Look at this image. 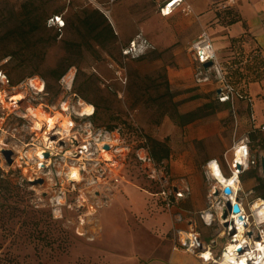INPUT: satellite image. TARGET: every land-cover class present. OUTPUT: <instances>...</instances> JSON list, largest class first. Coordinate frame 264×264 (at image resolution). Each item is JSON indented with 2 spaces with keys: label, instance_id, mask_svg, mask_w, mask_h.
Wrapping results in <instances>:
<instances>
[{
  "label": "rangeland",
  "instance_id": "obj_1",
  "mask_svg": "<svg viewBox=\"0 0 264 264\" xmlns=\"http://www.w3.org/2000/svg\"><path fill=\"white\" fill-rule=\"evenodd\" d=\"M106 6L99 8L92 0H0V63L17 90L27 76H42L48 91L44 102L50 104L64 92L61 81L71 76V91L95 107L93 122L107 129L120 127L132 147L121 171L120 191L92 216L85 215L83 234L76 232L79 216L83 218L75 210L78 190L67 194L58 212L50 201L54 188L49 183L27 179L30 170L12 161L6 165L0 157V263L180 264L174 253L190 255L173 249L172 232L180 224L147 191L185 183L190 192L179 202L188 211L182 225L188 227L189 219L196 222L206 241L216 239L219 251L222 226H206L198 217V207L207 206L210 186L204 165L210 157L220 158L244 134L254 155H264V131L252 132L251 107L242 99L234 107L219 102L215 83L195 82L190 44L177 57L172 47L126 57L121 47L128 39L111 36L103 19L92 12L100 9L113 27L110 3ZM55 14L64 20L60 28L50 24ZM87 15L101 25L98 30L84 23ZM153 23L159 36L158 23ZM247 53L223 64L236 88L257 80L255 62L241 63ZM56 66H67L58 80L49 72ZM199 107L198 118L181 122L179 113ZM143 136L166 140L169 146V157L155 161V173L134 155ZM249 171L241 176L242 189L252 191L248 199L260 195L257 177L264 179L257 170ZM153 173L155 178L149 176Z\"/></svg>",
  "mask_w": 264,
  "mask_h": 264
},
{
  "label": "built area",
  "instance_id": "obj_2",
  "mask_svg": "<svg viewBox=\"0 0 264 264\" xmlns=\"http://www.w3.org/2000/svg\"><path fill=\"white\" fill-rule=\"evenodd\" d=\"M183 3L184 0H168L159 11L161 15H168ZM234 3L235 0H222L216 8L222 9ZM186 8L187 5L182 7L183 10ZM49 20L58 28L64 25L60 15L55 14ZM150 48H153L152 43L139 32L121 47V53L126 57H138ZM189 50L195 62L193 77L196 83H215V98L219 102L231 103L232 107L235 98L250 103V98L228 81L225 67L207 31L202 30L197 35ZM206 61H211V64L204 67ZM61 82L63 94L48 104L44 102L48 91L41 76H27L22 82V90H17L0 63V157L7 165L2 150H12L11 163L16 162L23 170H30L27 179L41 178L49 183L54 188L50 201L58 212L66 204L67 194L78 190L75 210L82 212L83 218L79 216L76 232L83 234L87 231L85 215L92 216L115 192L120 191L121 171L132 147L123 139L120 127L107 129L93 122L95 107L71 91V76ZM19 92L23 98L12 99ZM84 106H90L91 110L84 111ZM249 116L253 121L252 112ZM50 119L53 121L51 126ZM253 128L264 131V123L252 125ZM72 138H75V143H72ZM134 155L139 162L155 171L156 162L144 136ZM260 159L261 156L254 155L252 151L249 136L244 134L233 140L220 159L209 158L206 161L205 173L210 179L208 203L198 211V217L206 226L214 222L220 224L222 228L218 235L224 238V242L217 251L216 239L206 241L190 220L187 228L173 230L174 250L183 249L193 254L201 264H264V217L258 214L257 207L253 208L257 200L264 208V198L257 195L248 199L252 191H244L241 184L242 174L251 169L264 176ZM154 173L149 176L155 178ZM225 187L230 191L226 192ZM147 192L156 202H161L175 222H184L185 215L175 207L189 192L187 185H165L157 191ZM234 204L239 206L238 211L233 210ZM226 254L231 259H225Z\"/></svg>",
  "mask_w": 264,
  "mask_h": 264
},
{
  "label": "crops",
  "instance_id": "obj_3",
  "mask_svg": "<svg viewBox=\"0 0 264 264\" xmlns=\"http://www.w3.org/2000/svg\"><path fill=\"white\" fill-rule=\"evenodd\" d=\"M92 1L103 9L107 8L106 5L110 3V18L117 36L129 40L140 32L152 43L153 49L172 47L176 57L181 50L187 48L196 39L202 30L207 31L210 35L222 64L227 62L225 60L229 58H238V54L242 58L246 52L248 53L241 63L252 62L264 56V0H235V3L230 7L232 14L238 19L233 23H227L226 19H220L216 16L215 4L222 0H184L183 5L176 6L168 15H161L159 11L161 5L168 0ZM184 5H187L185 10L182 9ZM155 20L158 23L157 32L160 34L159 36L155 35L153 23ZM255 46H259L261 53L255 51L250 53V50ZM224 67L227 74L228 66L224 65ZM257 70L264 73V59L263 63L257 66ZM233 87L250 98V103L245 99L242 101L246 103V106L251 107V112L254 115L251 126L255 127L264 123V77L243 83L239 88L234 85ZM239 101H241L239 98H235L234 106L235 104L238 106ZM210 158L220 159L216 156ZM185 185L187 184L185 183ZM187 186L189 187V185ZM183 198L178 201L175 208L187 216L188 211L181 208L179 203ZM201 207L198 208L201 210L203 209ZM192 223L196 225V222L192 221ZM179 224L178 227L187 228L182 225L183 222ZM174 254L176 255L175 260L180 264H201L200 260L191 253H189L190 255L186 253Z\"/></svg>",
  "mask_w": 264,
  "mask_h": 264
},
{
  "label": "trees",
  "instance_id": "obj_4",
  "mask_svg": "<svg viewBox=\"0 0 264 264\" xmlns=\"http://www.w3.org/2000/svg\"><path fill=\"white\" fill-rule=\"evenodd\" d=\"M217 4H215V12H216V16L219 17L220 19H226V22L227 23H233L235 22L238 17H236L234 14H232V8L230 6H227L225 8H222V9H218L216 8ZM93 13H96L97 15H99L102 19H103V22H104V25L105 27L104 30L111 34V36H115L116 33L113 29V27L111 26V24L107 21L106 19V16L103 15L104 13L100 10V9H95L94 11H92ZM84 23H86L88 25V27L91 29V30H98L97 28H99V26L101 25H98L97 23H95L91 16L90 15H87L84 19ZM100 30V29H99ZM97 34H101V31H97ZM249 38V37H248ZM250 39V38H249ZM234 42H236V40L233 39ZM260 52V48L259 46H255L254 48H252L250 50V53L251 52ZM263 59H264V56L263 58H260L258 60H253L252 62H255L254 64L256 65V69H257V66L260 64V63H263ZM238 60V59H237ZM237 60H233L234 63H237L238 61ZM239 67L236 68V70L238 69ZM67 69V66H64V67H60V66H56V67H53L49 70L50 72V75L51 77H53L55 80H58L60 79V77L65 73ZM264 75V73L262 71H257V79H260L262 78V76ZM42 77V76H41ZM207 104V103H205ZM201 109V107L197 108V109H194V110H190L186 113H179V117L181 118V122L182 123H185V122H188V121H191L193 119H196L199 117V110ZM215 110V109H212V111ZM252 132L256 131V130H259L257 128H253L251 129ZM253 139H254V136L252 135ZM147 142H148V145H149V149H150V153L153 157V159L155 161H162L164 159H167L169 157V153H170V150H169V146L167 145L166 143V140H158V139H153V138H147ZM253 172H256V169H251ZM252 171H249V172H252ZM257 180H258V184H257V189H260L261 192H260V196H262L264 198V179L260 178V177H257ZM0 264H8V263H0Z\"/></svg>",
  "mask_w": 264,
  "mask_h": 264
},
{
  "label": "water",
  "instance_id": "obj_5",
  "mask_svg": "<svg viewBox=\"0 0 264 264\" xmlns=\"http://www.w3.org/2000/svg\"><path fill=\"white\" fill-rule=\"evenodd\" d=\"M210 64H211V61H206V62L203 63V66H204V67H207V66H209ZM71 141H72V143H75V142H76L75 138H72ZM105 147L107 148V146H105ZM2 153H3L4 157H5V159L7 160V162L10 163V162L12 161V157H11L12 154H13L12 150H10V149H3V150H2ZM46 155H48V153H46ZM260 163H261L262 173L264 174V156H261ZM38 180H39L40 182L42 181L41 178L38 179ZM225 191H226V192H229L230 189H229L228 187H225ZM233 210H234V211H238V210H239V206H238L237 204H234V205H233ZM225 216H226V213L223 214V217H225ZM224 225L226 226L227 223L225 222Z\"/></svg>",
  "mask_w": 264,
  "mask_h": 264
},
{
  "label": "bare ground",
  "instance_id": "obj_6",
  "mask_svg": "<svg viewBox=\"0 0 264 264\" xmlns=\"http://www.w3.org/2000/svg\"><path fill=\"white\" fill-rule=\"evenodd\" d=\"M21 98H23V94H22V92H19V93H16L12 99H21ZM90 110H91V107L90 106H84V111L89 112ZM39 115L41 116L43 114L42 113H39ZM52 122H53L52 119H50V124H49L50 126H51ZM259 204L260 203H259L258 200L255 201L254 202V205H253V208H256L257 207L256 211L258 212V214H260L261 217H264V208L262 206H260ZM226 258L231 259V256H229L228 254H226L225 255V259Z\"/></svg>",
  "mask_w": 264,
  "mask_h": 264
}]
</instances>
